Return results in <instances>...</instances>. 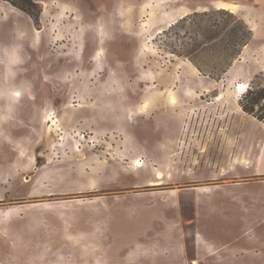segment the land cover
<instances>
[{"label":"rangeland","instance_id":"374dc122","mask_svg":"<svg viewBox=\"0 0 264 264\" xmlns=\"http://www.w3.org/2000/svg\"><path fill=\"white\" fill-rule=\"evenodd\" d=\"M34 1L0 0V264H264V0Z\"/></svg>","mask_w":264,"mask_h":264},{"label":"trees","instance_id":"16d2710c","mask_svg":"<svg viewBox=\"0 0 264 264\" xmlns=\"http://www.w3.org/2000/svg\"><path fill=\"white\" fill-rule=\"evenodd\" d=\"M9 3L11 6L26 13L36 24L40 18V8L33 0H1ZM35 10V12H33ZM256 79V78H255ZM253 81L242 94L243 97L239 101V106L243 112L253 116L257 120L264 122V87L255 90Z\"/></svg>","mask_w":264,"mask_h":264},{"label":"crops","instance_id":"0c3cea01","mask_svg":"<svg viewBox=\"0 0 264 264\" xmlns=\"http://www.w3.org/2000/svg\"><path fill=\"white\" fill-rule=\"evenodd\" d=\"M34 1V0H33ZM35 2V1H34ZM5 4H8L11 8L10 12L15 15V13H13V10L15 7L11 6L9 3L5 2ZM18 10V9H17ZM1 14V12H0ZM1 17V15H0ZM182 17V16H181ZM3 22V21H1ZM38 32V31H37ZM9 52H11V46L10 45H5L3 47H0V62H4V63H7V62H11V57H10V54ZM6 65V64H5ZM6 68V67H5ZM11 98H13V96L11 97V95H9V99L11 100ZM17 98V97H16ZM48 99H46L47 101ZM35 102H38V98L35 100ZM38 109V108H37ZM48 105L46 104V108H45V113H46V122H47V119H48ZM48 123V122H47Z\"/></svg>","mask_w":264,"mask_h":264},{"label":"bare ground","instance_id":"6f19581e","mask_svg":"<svg viewBox=\"0 0 264 264\" xmlns=\"http://www.w3.org/2000/svg\"><path fill=\"white\" fill-rule=\"evenodd\" d=\"M245 90H246V87H244V86H242V94L245 92ZM18 92H16L15 93V97H20V95L19 94H17ZM158 176H160V175H158Z\"/></svg>","mask_w":264,"mask_h":264}]
</instances>
